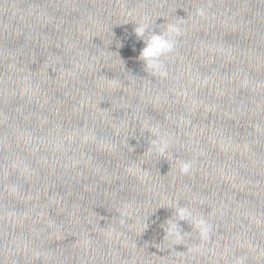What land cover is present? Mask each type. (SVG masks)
<instances>
[{"label":"water","instance_id":"95a60500","mask_svg":"<svg viewBox=\"0 0 264 264\" xmlns=\"http://www.w3.org/2000/svg\"><path fill=\"white\" fill-rule=\"evenodd\" d=\"M0 264H264V0H0Z\"/></svg>","mask_w":264,"mask_h":264},{"label":"clouds","instance_id":"9594fccd","mask_svg":"<svg viewBox=\"0 0 264 264\" xmlns=\"http://www.w3.org/2000/svg\"><path fill=\"white\" fill-rule=\"evenodd\" d=\"M197 15H204V9H197ZM134 35L141 40L143 47L140 48L138 59L143 61L145 68L151 69L154 73L159 75H166L161 64V58L168 53H171L175 47V37L180 34L179 25L172 23L168 24L163 31H154L152 25L145 22L133 23ZM164 149L162 148L161 151ZM191 165L189 162H183L180 165V171L187 173ZM176 215L179 220L183 221L189 218L190 213L185 208H178ZM196 227L202 235L208 232V225L203 220L195 221Z\"/></svg>","mask_w":264,"mask_h":264}]
</instances>
